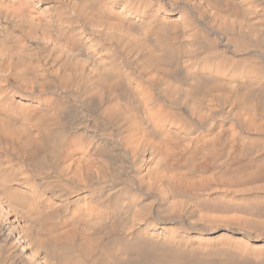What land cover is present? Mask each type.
<instances>
[{
  "label": "bare ground",
  "instance_id": "obj_1",
  "mask_svg": "<svg viewBox=\"0 0 264 264\" xmlns=\"http://www.w3.org/2000/svg\"><path fill=\"white\" fill-rule=\"evenodd\" d=\"M0 264H264V0H0Z\"/></svg>",
  "mask_w": 264,
  "mask_h": 264
}]
</instances>
